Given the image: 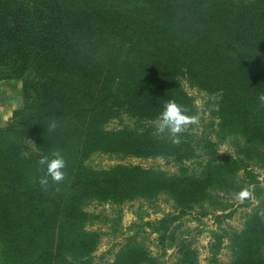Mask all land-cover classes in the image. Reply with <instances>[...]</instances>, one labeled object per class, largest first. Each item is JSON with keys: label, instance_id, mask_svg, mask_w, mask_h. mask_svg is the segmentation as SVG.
Listing matches in <instances>:
<instances>
[{"label": "trees", "instance_id": "1", "mask_svg": "<svg viewBox=\"0 0 264 264\" xmlns=\"http://www.w3.org/2000/svg\"><path fill=\"white\" fill-rule=\"evenodd\" d=\"M234 2L0 0V82L21 81L25 97L0 129V264H91L97 235L85 229L86 203L163 190L190 207L233 180L237 162L229 158L178 178L138 166L85 165L95 153L181 164L204 141L215 151L206 138L184 130L173 143L167 130L153 127L172 100L195 117L181 81L217 95L220 131L264 158V0H247L252 8L239 13ZM122 118L130 125L107 128ZM56 151L66 160L65 179L41 186L45 167L38 162ZM229 248L231 264H264L260 213L232 235ZM179 256L176 264H196L191 250ZM149 261L142 248L126 246L112 264Z\"/></svg>", "mask_w": 264, "mask_h": 264}, {"label": "rangeland", "instance_id": "2", "mask_svg": "<svg viewBox=\"0 0 264 264\" xmlns=\"http://www.w3.org/2000/svg\"><path fill=\"white\" fill-rule=\"evenodd\" d=\"M233 6V11L238 13L252 8L247 0H235ZM228 7L229 4L225 6ZM181 86L194 101L197 119L196 124L185 126L184 130L196 139L206 138L215 151L204 148L207 145L204 141L196 155L181 164L163 156L140 158L95 153L85 160V165L97 171L138 166L166 178H178L200 176L208 161L220 163L229 158L227 162L231 159L237 162L233 180L209 189L202 200L190 207L181 206L179 200L163 190L138 194L122 203L99 200L86 203L85 229L97 235L91 264H112L126 246L142 248L149 256L148 264H176L181 251L187 249L194 253L196 264H231L230 238L240 233L257 212L264 210V158L242 151L250 143L220 131L217 95L192 88L185 80ZM24 103L21 81L0 83V129ZM123 125H130V120H115L107 128ZM153 127L159 129V123ZM244 190L251 195L241 199L238 194Z\"/></svg>", "mask_w": 264, "mask_h": 264}, {"label": "clouds", "instance_id": "3", "mask_svg": "<svg viewBox=\"0 0 264 264\" xmlns=\"http://www.w3.org/2000/svg\"><path fill=\"white\" fill-rule=\"evenodd\" d=\"M259 100L264 105V95H261ZM187 113V108L176 103L174 100L169 101L158 117V131L164 132L167 130L171 135L173 143H178L179 134L184 131L185 126L197 123L196 117L189 116ZM38 163L45 167V174L39 179L41 186H47L49 184V178L56 185L64 181L66 175V160L59 151L53 152L51 158L47 155L43 156ZM250 195L251 193L248 190L241 191L238 194L241 199L249 197ZM260 215L264 216V210L260 212Z\"/></svg>", "mask_w": 264, "mask_h": 264}, {"label": "crops", "instance_id": "4", "mask_svg": "<svg viewBox=\"0 0 264 264\" xmlns=\"http://www.w3.org/2000/svg\"><path fill=\"white\" fill-rule=\"evenodd\" d=\"M1 83V82H0ZM1 124V123H0Z\"/></svg>", "mask_w": 264, "mask_h": 264}]
</instances>
